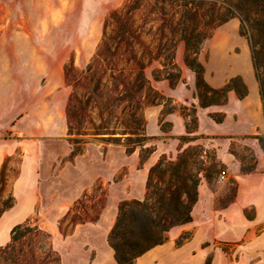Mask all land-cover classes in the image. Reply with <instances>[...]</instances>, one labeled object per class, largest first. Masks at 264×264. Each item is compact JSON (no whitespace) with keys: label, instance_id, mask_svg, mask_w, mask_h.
<instances>
[{"label":"rangeland","instance_id":"obj_1","mask_svg":"<svg viewBox=\"0 0 264 264\" xmlns=\"http://www.w3.org/2000/svg\"><path fill=\"white\" fill-rule=\"evenodd\" d=\"M148 1L152 0H0V141L16 146L14 153L6 158L0 202L14 197L13 183L20 174L22 162L30 156L35 162L38 198L22 223L34 218L52 235L62 264H118L107 243L118 206L125 200H137L141 193L146 196L149 172L144 178L141 172L144 165L139 167L140 148L128 156L125 136L118 141L106 136H78L76 130L69 128L74 123L67 107L76 93H83L73 88L72 81L93 65L106 33V23L109 22L107 33L113 28L111 13L136 4L139 9L134 11L133 19L138 26L148 29L157 25L152 22L155 16L146 10ZM226 1L220 0L221 3ZM145 38L149 37L145 35ZM184 59L185 47L179 43L175 63L181 71V81L174 87L168 81L153 79L156 64L145 71L152 89L165 98L158 105L144 104L146 134H164L150 137L152 140L147 145L155 146L157 154L163 153L154 165L164 157L167 161H176L189 148H197L196 153L201 158L196 162L202 160L206 172L216 165L215 174L205 173L208 178L202 175L198 190L200 207L197 208L199 213H215L234 203L237 175L232 173L229 164L219 159L216 147L207 146L215 144L212 138L216 136L196 134H231L222 137L231 139L228 154L234 157L240 169H249L257 166L253 144L255 140L258 143L255 136L264 138V125L259 126V108L254 97L242 103L230 92L226 105L202 108L196 74L186 66ZM198 59L209 87L224 88L238 77L248 94L254 84L259 95L251 46L242 33L239 17H233L212 32L203 43ZM66 67L74 70L69 81L65 76ZM78 84L85 82L81 80ZM210 115L222 122H216ZM91 117L95 119L96 114L91 113ZM187 126L194 131L188 133ZM172 134L186 135L177 141ZM76 140L87 143L76 145ZM172 144L176 145V150L169 152ZM75 148H80V153L72 157ZM222 171L226 172V177L220 181ZM98 187H102L107 198L100 220L95 224L77 225L66 236L61 234L59 221L84 193L93 194ZM248 211L251 217L253 209ZM188 238L186 234L175 242L180 245ZM168 239L169 234L164 243ZM210 245L231 257L237 256L239 250V243L227 245L218 241ZM160 257L148 259L145 256L134 264H160ZM208 260L212 261V257L204 264Z\"/></svg>","mask_w":264,"mask_h":264},{"label":"trees","instance_id":"obj_2","mask_svg":"<svg viewBox=\"0 0 264 264\" xmlns=\"http://www.w3.org/2000/svg\"><path fill=\"white\" fill-rule=\"evenodd\" d=\"M137 9L136 4H130L111 13L113 28L107 33L109 22L106 23V33L93 65H89L79 79L72 81L73 88L83 93H76L69 101L67 113L74 123L70 130H76L78 136H106L113 141L125 136L126 154L131 156L140 148L139 167L143 166L156 151L155 146L147 145L152 138L146 134L143 107L144 104H161L165 99L152 89L145 71L156 64L158 67L152 73L153 79L177 86L181 81V71L175 63L179 43L185 47L186 66L196 74L202 108L226 105L230 92H234L238 99H244L248 91L238 77L224 88L209 87L204 81L203 67L198 59L203 43L212 32L233 17L241 19L242 33L251 46L264 107V0H228L223 3L220 0H152L147 2L146 10L155 16L152 22L157 25L148 29L138 26L133 19ZM145 35L149 38L146 39ZM73 71L72 67H66L68 81ZM81 80H84V85L78 84ZM93 112L95 119L91 117ZM210 117L218 123L222 122L214 115ZM187 131L191 133L194 128L187 126ZM255 139L264 152V138L255 136ZM86 143L84 140L75 141L76 145ZM75 149L72 157L80 153V148ZM196 150H185L176 161L162 158L149 170L145 198L125 200L119 204L117 217L107 236V243L118 264H134L146 252L164 244L174 227L192 222L202 175L208 178L205 173L213 175L217 172L216 165L206 172L204 162H196L197 158H201ZM7 160L0 173L2 187ZM255 171L256 165L241 169L242 174ZM106 199L102 187H98L93 194L84 193L59 221L60 233L66 236L77 225L97 223ZM15 204L14 197L0 202V218ZM0 261L3 264H62L60 255L54 249L52 235L34 218L12 229L10 242L0 247ZM210 263L211 260L206 262Z\"/></svg>","mask_w":264,"mask_h":264},{"label":"crops","instance_id":"obj_3","mask_svg":"<svg viewBox=\"0 0 264 264\" xmlns=\"http://www.w3.org/2000/svg\"><path fill=\"white\" fill-rule=\"evenodd\" d=\"M254 84L250 87V93L242 100V103L249 102L254 97L258 104L260 114V127L264 125V111L260 93ZM257 91V92H256ZM230 101H234L230 98ZM149 137H162L164 134H147ZM175 139L186 134H172ZM213 135L215 144L207 146L216 147L219 159L231 166L232 173L237 175L238 191L234 203L226 209L205 213L198 212L200 200L195 205L190 223L174 227L168 234V241L155 247L148 254V259L159 255L160 264H204L208 257H212L211 264H264V152L260 149L257 141L253 147L257 154L256 171L251 174H242L240 165L234 162V157L228 154L231 139L222 138L231 134H196ZM238 136H251L254 134H232ZM264 135V134H262ZM170 140V139H169ZM16 149L13 144L6 140L0 141V172L3 163L8 156H11ZM176 150V145H170L169 152ZM168 152V153H169ZM133 155V154H132ZM131 155V156H132ZM163 153L155 151L145 162L141 172L144 178L147 177L150 168L157 162ZM34 160L26 156L22 162L18 178L13 183V195L16 200L15 206L6 211L0 218V247L7 245L11 240V231L21 224L27 217L30 209L38 198V178L34 168ZM144 193H141L137 200H142ZM248 209H253V215L248 216ZM189 234V238L176 244V240L183 235ZM222 242L227 245L239 243L237 256L231 257L223 250L214 249L210 244ZM194 251L196 253L194 254ZM140 257L139 259H141ZM138 259V260H139Z\"/></svg>","mask_w":264,"mask_h":264},{"label":"built area","instance_id":"obj_4","mask_svg":"<svg viewBox=\"0 0 264 264\" xmlns=\"http://www.w3.org/2000/svg\"><path fill=\"white\" fill-rule=\"evenodd\" d=\"M225 177H226V172L225 171H222L221 174H220V176H219V180L220 181H223V180H225Z\"/></svg>","mask_w":264,"mask_h":264},{"label":"water","instance_id":"obj_5","mask_svg":"<svg viewBox=\"0 0 264 264\" xmlns=\"http://www.w3.org/2000/svg\"><path fill=\"white\" fill-rule=\"evenodd\" d=\"M153 249H154V248H153ZM153 249H151V250H153ZM151 250H149L148 252H146L144 255L148 254ZM144 255H143V256H144ZM143 256H141V257H143ZM137 260H138V259H137ZM137 260H136V261H137Z\"/></svg>","mask_w":264,"mask_h":264}]
</instances>
